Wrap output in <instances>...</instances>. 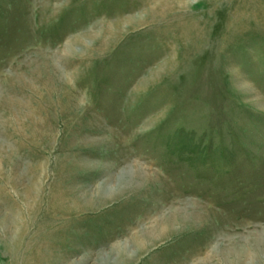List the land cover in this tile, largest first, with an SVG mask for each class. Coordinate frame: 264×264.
I'll list each match as a JSON object with an SVG mask.
<instances>
[{
	"label": "rangeland",
	"instance_id": "374dc122",
	"mask_svg": "<svg viewBox=\"0 0 264 264\" xmlns=\"http://www.w3.org/2000/svg\"><path fill=\"white\" fill-rule=\"evenodd\" d=\"M0 264H264V0H0Z\"/></svg>",
	"mask_w": 264,
	"mask_h": 264
},
{
	"label": "bare ground",
	"instance_id": "6f19581e",
	"mask_svg": "<svg viewBox=\"0 0 264 264\" xmlns=\"http://www.w3.org/2000/svg\"><path fill=\"white\" fill-rule=\"evenodd\" d=\"M126 178V177H125ZM125 178H123V179H125Z\"/></svg>",
	"mask_w": 264,
	"mask_h": 264
}]
</instances>
